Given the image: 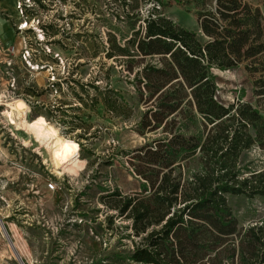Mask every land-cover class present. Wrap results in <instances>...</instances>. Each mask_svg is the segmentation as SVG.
Returning a JSON list of instances; mask_svg holds the SVG:
<instances>
[{"label": "trees", "instance_id": "trees-1", "mask_svg": "<svg viewBox=\"0 0 264 264\" xmlns=\"http://www.w3.org/2000/svg\"><path fill=\"white\" fill-rule=\"evenodd\" d=\"M200 1L197 22L205 44L158 12L163 0L154 4L158 14L153 10L131 24L133 34L124 44L109 35L106 59L149 105L141 130L162 132L130 153L140 193L124 196L117 188L112 193L101 189L107 193L102 204L117 213L107 216L109 223L116 217L131 222V264H264V218L240 229L228 201L229 196L264 199V168L240 165L251 148L264 151V13L245 0H214L213 6ZM194 2L186 5L195 7ZM114 4L128 19L138 17L126 13L131 1ZM242 66L254 79L252 97L225 105L218 99L213 71ZM51 91L64 98L46 105L40 101L44 91L29 89L35 101H25L32 114L76 142L84 156H94L90 146L97 138L89 131L87 108L109 119L134 115L109 76L89 83L70 77L65 88L52 84Z\"/></svg>", "mask_w": 264, "mask_h": 264}, {"label": "rangeland", "instance_id": "rangeland-1", "mask_svg": "<svg viewBox=\"0 0 264 264\" xmlns=\"http://www.w3.org/2000/svg\"><path fill=\"white\" fill-rule=\"evenodd\" d=\"M128 1L131 7L126 13H136V19H128L114 0H0V22L11 31L12 40L6 44L0 34V264H131L133 245L127 238L132 234L131 222L116 217L113 225L109 223L107 216L117 213L104 207L101 198L107 193L101 189L112 193L117 188L124 196L140 193L141 181L128 162L130 153L162 132L141 130L149 105L137 97L126 74L106 59L110 34L124 44L133 34L131 24L153 10L158 14L157 0ZM186 1L163 0L158 12L195 32L205 44L197 22L196 6L201 1L195 0V7ZM245 1L264 13V0ZM214 4L209 0V5ZM213 74L221 103L252 97L254 79L245 66ZM98 76L110 77L134 115L129 120L109 119L102 111L87 108L89 131L97 135L90 146L94 156L88 157L60 128L32 114L25 99L35 101L27 95L29 89L44 91L40 101L53 105L64 97L51 91L52 84L65 88L70 77L89 83ZM17 100L26 104L25 113L13 110ZM65 100L72 102L71 97ZM40 118L52 127L54 139L77 147L83 162L78 173L56 165L50 151L22 124ZM240 165L263 169L264 151L251 148ZM49 184L55 189L49 190ZM228 201L240 229L264 218V199L229 196Z\"/></svg>", "mask_w": 264, "mask_h": 264}, {"label": "bare ground", "instance_id": "bare-ground-1", "mask_svg": "<svg viewBox=\"0 0 264 264\" xmlns=\"http://www.w3.org/2000/svg\"><path fill=\"white\" fill-rule=\"evenodd\" d=\"M13 104V110L21 114L25 113L27 106L23 101L17 100ZM22 124L27 131L33 133L35 141H38L50 151L52 161L56 165H60L70 173H78L77 171L83 168V162L79 159L75 151L77 147L71 144H64L62 141L54 139L52 127L45 120L41 118L32 122L23 120Z\"/></svg>", "mask_w": 264, "mask_h": 264}, {"label": "crops", "instance_id": "crops-1", "mask_svg": "<svg viewBox=\"0 0 264 264\" xmlns=\"http://www.w3.org/2000/svg\"><path fill=\"white\" fill-rule=\"evenodd\" d=\"M0 34L5 39V43L6 44L12 43V40H11V31L8 29V27L6 25H4L1 22H0Z\"/></svg>", "mask_w": 264, "mask_h": 264}, {"label": "built area", "instance_id": "built-area-1", "mask_svg": "<svg viewBox=\"0 0 264 264\" xmlns=\"http://www.w3.org/2000/svg\"><path fill=\"white\" fill-rule=\"evenodd\" d=\"M48 189L49 190H54L55 189V186L53 184H49Z\"/></svg>", "mask_w": 264, "mask_h": 264}]
</instances>
